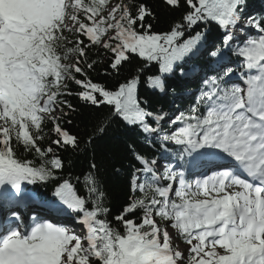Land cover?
Segmentation results:
<instances>
[{
    "label": "snow or ice",
    "instance_id": "6c2138e0",
    "mask_svg": "<svg viewBox=\"0 0 264 264\" xmlns=\"http://www.w3.org/2000/svg\"><path fill=\"white\" fill-rule=\"evenodd\" d=\"M248 7L0 0V264H264V14ZM142 85L191 102L154 107ZM73 96L101 110L90 128ZM112 129L118 208L98 151Z\"/></svg>",
    "mask_w": 264,
    "mask_h": 264
},
{
    "label": "trees",
    "instance_id": "16d2710c",
    "mask_svg": "<svg viewBox=\"0 0 264 264\" xmlns=\"http://www.w3.org/2000/svg\"><path fill=\"white\" fill-rule=\"evenodd\" d=\"M248 11L253 15L264 14V0H247ZM138 60L134 57V62ZM125 67H128L127 65ZM101 82L105 79L104 77L98 78ZM73 91L77 90L75 85H70ZM195 84H187L188 89L194 90ZM178 91L181 89L178 87ZM142 94H145L150 99L153 106L163 105L166 110H172L177 107L180 109L185 108L191 100L188 98L177 99L176 103H172L171 96H159L154 93L147 92L142 85ZM71 103L77 108V119L74 120V125H78L80 129L90 128L91 124L95 122L98 111L96 109H89L82 106V103L77 97L73 96L69 98ZM75 131V128L73 129ZM117 136L125 137V133L119 129H112L109 131V136L105 138L104 141L100 143L98 151L102 153L105 157V165L108 168V172L105 174V188L107 190L108 196L111 199L113 208H118L129 195L128 184H127V172L128 169L125 167L121 170L119 176L112 175V169L114 160H119L122 155V150H116V145L120 143L119 140L115 139ZM47 146V145H45ZM67 157L71 155V159L75 161V170H78L80 164L83 162L84 157L82 155L64 153ZM111 156L113 159H108ZM31 158V157H29ZM67 163V161H66ZM122 163L126 166L128 161L123 160ZM119 163L115 164V167H119ZM37 191L42 194H47L48 189L45 186H37Z\"/></svg>",
    "mask_w": 264,
    "mask_h": 264
}]
</instances>
